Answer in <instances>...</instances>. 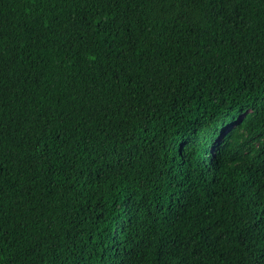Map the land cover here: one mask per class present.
<instances>
[{"label":"trees","instance_id":"16d2710c","mask_svg":"<svg viewBox=\"0 0 264 264\" xmlns=\"http://www.w3.org/2000/svg\"><path fill=\"white\" fill-rule=\"evenodd\" d=\"M0 264H264V0H0Z\"/></svg>","mask_w":264,"mask_h":264}]
</instances>
